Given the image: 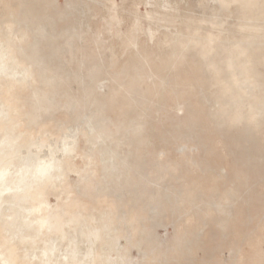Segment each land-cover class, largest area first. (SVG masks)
<instances>
[{
  "label": "rangeland",
  "instance_id": "obj_1",
  "mask_svg": "<svg viewBox=\"0 0 264 264\" xmlns=\"http://www.w3.org/2000/svg\"><path fill=\"white\" fill-rule=\"evenodd\" d=\"M0 10L18 18L19 60L43 63L35 87L56 102L33 127L47 141L38 153L76 146L50 206L109 211L102 242L116 240L115 264H264V0H0Z\"/></svg>",
  "mask_w": 264,
  "mask_h": 264
},
{
  "label": "bare ground",
  "instance_id": "obj_2",
  "mask_svg": "<svg viewBox=\"0 0 264 264\" xmlns=\"http://www.w3.org/2000/svg\"><path fill=\"white\" fill-rule=\"evenodd\" d=\"M17 24L14 13L0 10V264H115L112 256L116 240L110 237L102 242L111 226L109 211L86 215L84 208L69 212L58 204L50 206L45 200L64 183L67 172L74 169L71 159L77 152L76 146L69 147V142L60 147L46 146L48 153H38L47 141L36 140L33 127L39 111L47 113L56 102L48 97L47 90L35 87L34 68H41L43 63L19 60L22 51L14 29ZM45 84L46 89L52 86L50 81ZM25 88L31 93L23 106L19 92ZM23 116L27 117L24 126ZM88 142L94 145V137L88 138ZM69 230L78 231L82 240L70 238ZM51 236L66 241V247L57 244V239L52 241ZM81 244L86 247L81 248ZM103 245L106 249L101 250Z\"/></svg>",
  "mask_w": 264,
  "mask_h": 264
}]
</instances>
